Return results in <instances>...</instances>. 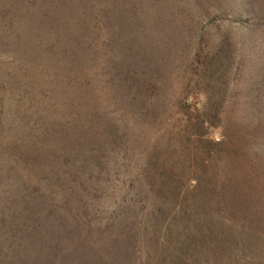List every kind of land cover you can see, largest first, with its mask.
<instances>
[{"label":"rangeland","instance_id":"rangeland-1","mask_svg":"<svg viewBox=\"0 0 264 264\" xmlns=\"http://www.w3.org/2000/svg\"><path fill=\"white\" fill-rule=\"evenodd\" d=\"M30 1L0 0V227L27 194L60 264H264V0L142 15L137 94L93 8Z\"/></svg>","mask_w":264,"mask_h":264},{"label":"trees","instance_id":"trees-1","mask_svg":"<svg viewBox=\"0 0 264 264\" xmlns=\"http://www.w3.org/2000/svg\"><path fill=\"white\" fill-rule=\"evenodd\" d=\"M166 2L165 0H31L29 12L33 11L31 21L36 22L40 27L44 25L49 27L50 20L57 21L64 12L74 13L75 9L79 11L85 7L94 9L93 13L97 14L100 25L108 31V44L112 42L110 55L114 53L118 55L117 65L120 66V73L124 75L125 71L129 72L122 82H128L130 87L137 90V94L141 92V88H145L142 77L150 72L153 73L154 68L159 64V61L157 60L156 63L155 57L151 56L152 54L138 57L144 50L140 36L149 26L152 27V24L147 27L142 15L148 12L152 15L153 12L154 16H158V13L165 11ZM54 25L56 32L61 33L63 23L60 21ZM71 41L72 39L68 40ZM118 50L120 54L117 53ZM72 56L73 54L69 55V58ZM133 60L138 62L134 63ZM140 96L141 94L132 99L141 102ZM31 202L35 204L34 199L27 194L20 196L19 200L13 199L10 224L0 227V264H60L61 246L58 247L59 240H54V224L44 222ZM26 211L34 217L30 218L29 214L24 215ZM80 260L81 264L102 263L100 258L92 262L86 261L84 257Z\"/></svg>","mask_w":264,"mask_h":264}]
</instances>
